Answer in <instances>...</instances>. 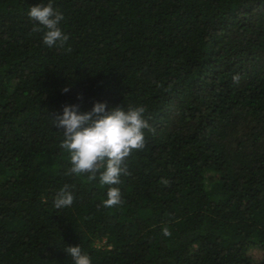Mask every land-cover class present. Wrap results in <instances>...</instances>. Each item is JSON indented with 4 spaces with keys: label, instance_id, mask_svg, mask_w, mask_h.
<instances>
[{
    "label": "trees",
    "instance_id": "16d2710c",
    "mask_svg": "<svg viewBox=\"0 0 264 264\" xmlns=\"http://www.w3.org/2000/svg\"><path fill=\"white\" fill-rule=\"evenodd\" d=\"M48 3L63 48L28 16ZM96 103L143 106L154 129L110 209L99 173L66 174L52 120ZM69 246L91 264H264V0H0V264H74Z\"/></svg>",
    "mask_w": 264,
    "mask_h": 264
},
{
    "label": "clouds",
    "instance_id": "9594fccd",
    "mask_svg": "<svg viewBox=\"0 0 264 264\" xmlns=\"http://www.w3.org/2000/svg\"><path fill=\"white\" fill-rule=\"evenodd\" d=\"M28 16L46 29L43 36L46 46L63 48L67 44L69 37L60 27L64 16L51 3L30 7ZM33 31H41V28L34 26ZM65 50L69 53L72 51L70 46ZM236 79L234 77V81ZM145 112L143 106H128L127 110L124 107L108 109L106 103H96L87 113H80L78 105L65 106L63 114L52 119L54 127L63 130L60 147L69 153L71 167L66 174L86 175L90 182L96 180L99 173L100 185L110 186L107 199L103 202L105 208H114L122 203L120 189L113 186L121 183L122 175H131L128 158L134 152L145 149V130L154 131L145 118ZM160 183L165 187L170 186L166 178H162ZM74 199L70 186L65 184L57 194L54 207L58 210L71 207ZM162 234L171 236L167 227L162 229ZM65 252L71 256L74 264H91V258L82 253L80 246H69Z\"/></svg>",
    "mask_w": 264,
    "mask_h": 264
}]
</instances>
